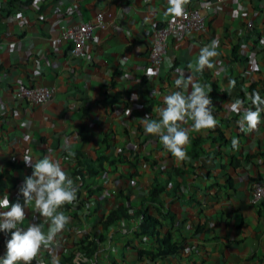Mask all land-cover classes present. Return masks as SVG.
I'll return each instance as SVG.
<instances>
[{"label": "crops", "instance_id": "0c3cea01", "mask_svg": "<svg viewBox=\"0 0 264 264\" xmlns=\"http://www.w3.org/2000/svg\"><path fill=\"white\" fill-rule=\"evenodd\" d=\"M168 6L167 0H0V197L7 193L23 206L18 189L32 173L22 159L29 153L33 163L44 156L58 161L78 189L74 204L59 209L70 222L58 246L42 247L33 264H51L53 255L59 264H74L77 251L79 264H264V198L249 201L253 181L264 173V112L249 132L240 130V116L228 109L241 99L255 110L248 99L253 92L264 98V0H190L184 9H200L204 27L169 36L161 63L152 66L150 48ZM100 12L110 24L94 30L80 57H70L72 42L61 38L62 29ZM213 39L220 53L215 66L202 73L189 69ZM149 68L158 73L150 80ZM177 68L211 87L218 121L214 130L199 133L191 121L181 125L189 143L179 164L141 123L145 116L159 119L164 96L187 94L174 84ZM19 85L54 92L36 103L16 97ZM193 138L204 140V153L195 158ZM155 183L164 187L159 198L172 218L158 217L162 224L153 229L140 211L156 215L147 199ZM119 206L125 219L104 228L101 223ZM30 223L47 232L31 204L20 226ZM166 229L183 248L170 259L140 257L138 249L155 253ZM9 238L0 232V257Z\"/></svg>", "mask_w": 264, "mask_h": 264}, {"label": "clouds", "instance_id": "9594fccd", "mask_svg": "<svg viewBox=\"0 0 264 264\" xmlns=\"http://www.w3.org/2000/svg\"><path fill=\"white\" fill-rule=\"evenodd\" d=\"M34 2L38 4L39 0ZM189 2L190 0H167L169 6L166 14L181 17L184 15V7ZM238 14V11L234 13ZM218 48L219 41L213 39L209 45L200 49L195 64L190 63L188 68L196 73H202L206 68L212 69L215 66L213 58L220 55ZM252 68L253 71H259V65L254 64ZM175 71L176 88L183 89L187 94L175 91L164 96L165 106L157 110L159 119L152 120L145 116L141 123L145 132L157 136L164 149L171 153L179 164L187 159L184 146L189 143L188 129L181 125L191 121V130L199 133L201 130H214L218 121L214 118V106L209 96L211 87L197 82L192 75L186 76L182 68ZM157 74L152 68L147 69L145 73L149 80ZM229 87H235L234 80L230 81ZM248 99L255 110L245 108L241 99L231 102L228 109L240 116L236 121L240 130L247 128L251 132L260 123L261 113L264 112V98L258 92H253ZM241 112L243 115H240ZM129 113L130 110L127 114ZM231 144L233 149L238 148L237 139H233ZM64 150L69 157L75 156V152L68 144L64 145ZM22 159L26 166L32 168L31 175L25 177L18 189V193L23 197V206L19 201L11 203L7 193L0 197V232L10 234V238L5 241L6 251L0 257V264H33L42 247L50 249L58 246L57 237L70 222V217L59 209L65 204H74L77 199L78 189L58 161L44 156L33 163L30 153L23 155ZM29 204L32 205L33 212L44 218L48 224L46 233L39 224L30 223L26 228L20 226L25 219V208ZM51 264H59L58 256L53 255Z\"/></svg>", "mask_w": 264, "mask_h": 264}, {"label": "built area", "instance_id": "2783aa9c", "mask_svg": "<svg viewBox=\"0 0 264 264\" xmlns=\"http://www.w3.org/2000/svg\"><path fill=\"white\" fill-rule=\"evenodd\" d=\"M109 24L110 21L105 20L103 14L100 12L91 20L82 22L76 27L63 28L61 38L72 42L69 56L80 57L83 54L87 41L92 38L94 30L105 28ZM203 27L204 17L198 8L184 9V15L181 17L169 15L167 20L155 30L149 52L150 64L156 66L161 63L167 50L169 36L172 34L183 36L186 32L199 31ZM53 92L52 87L19 85L15 90V95L18 98L38 103L50 99ZM262 198H264V173L257 180L253 181L249 201L255 204ZM81 259L82 253L77 251L74 255L73 263L79 264Z\"/></svg>", "mask_w": 264, "mask_h": 264}, {"label": "trees", "instance_id": "16d2710c", "mask_svg": "<svg viewBox=\"0 0 264 264\" xmlns=\"http://www.w3.org/2000/svg\"><path fill=\"white\" fill-rule=\"evenodd\" d=\"M203 139L201 138H193L191 139V147H190V154L192 157H199L200 155H202L204 153L203 150ZM110 162H114V160H109ZM99 162V161H98ZM101 164V160L100 163ZM95 170L98 169V167H94ZM163 186H160L159 183H155L152 188H150L147 199L153 203L154 208L156 210V215L153 216L151 214H147L145 213L144 210L140 211L141 209H139L140 213L144 215V217H146L149 222L151 223V228L155 229V225L156 224H162L161 222H159L158 217L160 219H165V218H172V215L170 214L169 211H164L163 208V204L159 198V192H161L163 190ZM125 208H123V206H119V208H116L112 211H110L109 215L107 216V218L105 219L104 222H102V226L105 228L107 225H109L110 223H112V221H116L118 219H125V215L123 213ZM141 227L143 230L148 229L149 230V226L145 225V224H141ZM199 230V226L196 228V231ZM183 248V246L180 244V242L177 241V238H174V236L172 235L170 229H166L162 235L159 237V245L156 248L155 253L153 252H147L146 250L143 249H138V253L140 255V257L142 256H147L150 259H154L155 257H160V258H165V259H170L171 257H174V255L176 253H178L181 249ZM69 264L70 261H69Z\"/></svg>", "mask_w": 264, "mask_h": 264}, {"label": "rangeland", "instance_id": "374dc122", "mask_svg": "<svg viewBox=\"0 0 264 264\" xmlns=\"http://www.w3.org/2000/svg\"><path fill=\"white\" fill-rule=\"evenodd\" d=\"M149 223V222H148Z\"/></svg>", "mask_w": 264, "mask_h": 264}]
</instances>
